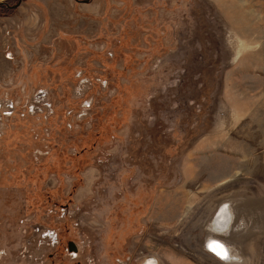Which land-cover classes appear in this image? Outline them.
Masks as SVG:
<instances>
[{"label":"rangeland","instance_id":"1","mask_svg":"<svg viewBox=\"0 0 264 264\" xmlns=\"http://www.w3.org/2000/svg\"><path fill=\"white\" fill-rule=\"evenodd\" d=\"M152 254L264 264V0H0V264Z\"/></svg>","mask_w":264,"mask_h":264},{"label":"bare ground","instance_id":"2","mask_svg":"<svg viewBox=\"0 0 264 264\" xmlns=\"http://www.w3.org/2000/svg\"><path fill=\"white\" fill-rule=\"evenodd\" d=\"M223 209V208H222ZM229 212H227V210L223 209L222 211L219 212V215L217 216L216 219V223L219 225H224L226 224L227 220H229V216H228ZM209 248H210V252L212 253H216L215 255H218V253H223V251L226 250L227 252V256L229 255L228 250L225 248L224 245H222V243L220 241H218L217 239L211 237L209 240ZM215 248V251H212L211 249ZM221 257V255H218ZM223 259V258H222ZM223 260H227V259H223ZM149 264H154V262L149 261Z\"/></svg>","mask_w":264,"mask_h":264},{"label":"water","instance_id":"3","mask_svg":"<svg viewBox=\"0 0 264 264\" xmlns=\"http://www.w3.org/2000/svg\"><path fill=\"white\" fill-rule=\"evenodd\" d=\"M70 250L71 251H76V247L74 245H70ZM139 264H149V261L154 262V264H163L161 260L158 258L157 255L152 254L145 256L143 259H138Z\"/></svg>","mask_w":264,"mask_h":264},{"label":"snow or ice","instance_id":"4","mask_svg":"<svg viewBox=\"0 0 264 264\" xmlns=\"http://www.w3.org/2000/svg\"><path fill=\"white\" fill-rule=\"evenodd\" d=\"M211 250H212V251H215V248H212ZM218 255H221V258H223V259H228V256H227V252H226V250L223 251L222 254H221V253H218Z\"/></svg>","mask_w":264,"mask_h":264}]
</instances>
